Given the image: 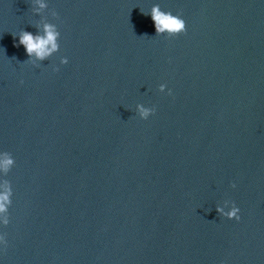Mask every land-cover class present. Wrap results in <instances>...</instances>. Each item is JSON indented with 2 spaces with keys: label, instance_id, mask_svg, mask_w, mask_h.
Instances as JSON below:
<instances>
[{
  "label": "water",
  "instance_id": "1",
  "mask_svg": "<svg viewBox=\"0 0 264 264\" xmlns=\"http://www.w3.org/2000/svg\"><path fill=\"white\" fill-rule=\"evenodd\" d=\"M46 2L0 0V264H264V0ZM154 5L187 31L156 35ZM45 23L34 66L14 35Z\"/></svg>",
  "mask_w": 264,
  "mask_h": 264
},
{
  "label": "clouds",
  "instance_id": "2",
  "mask_svg": "<svg viewBox=\"0 0 264 264\" xmlns=\"http://www.w3.org/2000/svg\"><path fill=\"white\" fill-rule=\"evenodd\" d=\"M35 2L38 4L39 9H45L48 6L46 0H35ZM144 14L150 15L154 22L156 35L174 37L187 31V22L183 18L182 13L174 14L172 11L162 10L159 5H154L150 13ZM54 15L58 16V13H54ZM14 36H18V45L24 47L29 58L25 62H30L34 66H39L38 61L47 60L60 50L61 32L58 26L53 23H45L42 33L39 31L33 33L21 30ZM68 63V57L65 56L60 59V64L66 65ZM55 70L59 71V67H56ZM159 91H167L168 95H172V90L168 88L167 84H160ZM136 112L141 119L147 120L155 114L156 109L155 107H148L141 103L136 105ZM15 163L16 161L12 153L0 151V173H3L5 177L14 167ZM236 187V183H233L232 188L235 189ZM13 195L12 183L8 179L0 177V228L8 226L10 223L9 209L13 203ZM217 212L229 220L239 221L241 219V209L235 201H225L222 206H217ZM8 243L7 233L0 230V251L5 249Z\"/></svg>",
  "mask_w": 264,
  "mask_h": 264
}]
</instances>
